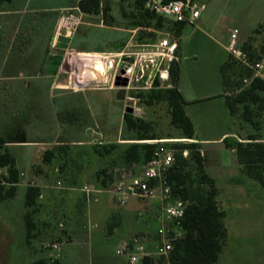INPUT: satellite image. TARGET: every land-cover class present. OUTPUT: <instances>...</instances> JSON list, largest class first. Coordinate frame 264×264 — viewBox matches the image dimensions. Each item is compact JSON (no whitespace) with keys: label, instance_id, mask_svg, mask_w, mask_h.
<instances>
[{"label":"rangeland","instance_id":"obj_1","mask_svg":"<svg viewBox=\"0 0 264 264\" xmlns=\"http://www.w3.org/2000/svg\"><path fill=\"white\" fill-rule=\"evenodd\" d=\"M60 1L33 0L28 6L40 9L21 14L13 50L0 48V134L28 141L14 148L23 150L17 155L21 165L29 168L21 175L23 184L16 196L0 203V264L50 260L49 246L57 241L62 243L60 264H124L126 257L117 254L120 243L154 232L162 202L132 198L121 205L109 189L111 184L103 188L97 183L124 166L119 158L126 145L147 141L138 140L137 131L126 127L124 103L116 97L118 89L97 88L101 69L75 53L118 50L134 30L136 36L139 28L132 29L122 15V7L131 10L133 0H102L111 6L114 21L108 23L102 13L86 14L78 7L43 8ZM197 1L205 5V22L185 27L178 85L197 136L208 139L228 129L231 120L218 101L206 98L222 86L220 68L229 55V29H241V46L259 47L264 40V0ZM1 43L9 44L4 39ZM144 109L142 118L151 122L150 133L159 139L184 138L171 123L167 102L144 105ZM242 111L237 112L239 118ZM69 114L76 120L67 119ZM256 118L264 136V109ZM97 140L105 144L95 143ZM60 141L68 144L66 152L46 162L44 152ZM111 142L119 146L113 149ZM0 175H7V168H0ZM238 177L241 180L236 183L219 180L228 211V238L217 264H264V186L243 174ZM33 178L45 198L39 197L35 207H27L26 189ZM85 184L101 191L91 195L84 210L77 204L83 197L89 199ZM94 206L101 208L96 219L91 211ZM27 211L37 223L29 243L24 220ZM112 224L118 228L110 232Z\"/></svg>","mask_w":264,"mask_h":264},{"label":"trees","instance_id":"obj_2","mask_svg":"<svg viewBox=\"0 0 264 264\" xmlns=\"http://www.w3.org/2000/svg\"><path fill=\"white\" fill-rule=\"evenodd\" d=\"M5 1L11 0H0V2ZM149 1L133 0L131 10L125 6L122 7V15L128 19V25L132 29L139 28L136 39L142 42L151 41L157 37L156 30L162 29L180 38L188 23L174 21L159 14L148 5ZM162 1L168 2L170 0ZM76 7L86 14L102 13L106 23L110 20L114 21L110 13L111 6L107 1L103 3L102 0H79ZM125 43H122L121 47ZM241 48L247 52L251 62L264 57V40L259 47L244 45ZM60 60L56 63L57 67L60 65ZM220 70L224 96L229 110L232 114H236L240 108H243V120L251 123L256 130L255 133L249 134L246 141L236 140L231 144L225 138V143L228 147L236 149L239 162L243 165V173L264 186V137L260 132L262 129L260 120L256 118L264 109V79L252 78L253 70L240 60L235 59L231 54L221 65ZM171 74L175 87L141 91L138 96L144 105L167 102L172 125L180 130L182 137L194 139L195 126L186 112V101L178 85L180 74L178 61L172 64ZM246 77H251V81L244 85L243 80ZM69 115L67 119L76 120L73 114ZM123 119L128 129L137 131L138 140L159 139L154 133H150L152 130L150 121L128 112L123 113ZM4 143L3 138H0V168H7V175L4 176L6 183L0 184V203L16 196L21 178L17 160L9 149L4 148ZM67 145L60 141L52 148L47 149L44 152V160L50 162L58 155H62L66 152ZM174 145L178 148L188 147L191 149L188 158L183 157L182 154L177 155L178 166L170 176L173 197L187 199L190 203L183 220L187 234L183 239L174 242L170 252V263L217 264L228 238L225 222L226 212L220 208L217 200L218 187L215 179L206 170L204 156L197 142L175 143ZM118 146L114 142L110 144L113 149ZM155 147L156 144L148 142H134L123 148L119 159L124 166L145 163L152 157ZM58 173L60 174L61 170ZM112 182L113 174L102 178V180L97 179V183L103 188H107ZM40 194V187L28 186L25 194L26 206L35 207ZM24 220L26 241L29 243L35 235L37 223L31 211L25 213ZM115 226L117 224H112L109 231L112 232ZM31 264H60V262L58 258L55 260L41 258Z\"/></svg>","mask_w":264,"mask_h":264},{"label":"built area","instance_id":"obj_3","mask_svg":"<svg viewBox=\"0 0 264 264\" xmlns=\"http://www.w3.org/2000/svg\"><path fill=\"white\" fill-rule=\"evenodd\" d=\"M159 14L174 21L196 24L201 17L205 5L197 0H150L148 3ZM136 31L118 50L98 52H76L94 63H100L101 71L96 77L97 88L125 89L124 109L133 107V114L143 117L146 114L144 104L138 93L157 88H173L171 68L178 61L180 38L170 32L157 36L151 41L142 42L136 39ZM239 29L231 30L228 45L229 54L240 60L253 70V77L264 79V57L251 62L246 51L239 43ZM118 76L128 80L127 85L117 86ZM251 77H246L243 84L247 85ZM148 143L156 144L152 157L145 163L133 164L116 168L113 172V182L109 189L117 196L121 205L127 204L132 198L160 199L162 207L157 216L158 228L148 237L136 236L132 241L124 240L118 247L117 254L126 257L127 264H171L170 252L174 242L183 239L187 234L184 216L190 203L183 198H174L170 176L178 166V154L188 158L191 149L178 148L175 143L195 142L189 138L150 139ZM104 145V140H97ZM22 175H25L24 173ZM6 183L0 175V184ZM29 186L40 185L33 178ZM89 200L91 195L101 190L88 184L83 186ZM42 197V194H40ZM97 200V198H94ZM60 225H63L60 223ZM148 234V233H147ZM62 243L53 242L49 247L47 257L50 260L59 258Z\"/></svg>","mask_w":264,"mask_h":264},{"label":"crops","instance_id":"obj_4","mask_svg":"<svg viewBox=\"0 0 264 264\" xmlns=\"http://www.w3.org/2000/svg\"><path fill=\"white\" fill-rule=\"evenodd\" d=\"M32 1L33 0H11V1L0 2V48L1 49L6 48L7 46L8 50H13L14 41L17 38V31H18L17 25H19L20 23V20H21L20 16L24 12V10L34 11V10L40 9V8L33 7V6L29 7L28 5H30ZM78 1L79 0H62L60 1L59 4L50 5V7H46V5H44L43 8L44 9L50 8V9L59 11V10L67 9V8L76 7V4ZM204 22L205 21L202 18V14H201V17L198 20L197 26H199L200 24H203ZM234 28H238V27L230 28L229 29L230 35H231V30ZM238 29H239V39H240L241 29L240 28ZM2 38L5 41L7 40L9 44L5 45L4 43L3 45V43H1L3 40ZM181 41H182V36L180 37V48L178 50V57L180 56L179 52L182 48ZM98 67L99 69H102L103 66H98ZM206 98H210L212 99V101H218V105L223 107V109H225L226 112L228 111L227 114L231 117L230 125L228 129L223 130L217 137L207 139V138H200L197 136L195 122L193 120V117L189 115L195 126V137L193 140L200 145V150L204 156L206 170L215 179L216 185L219 190L217 200H218L219 205L226 212V217H225L226 219L228 217V211L224 207V198L221 197L222 189L220 187L219 180L222 178H226L227 180H230L231 182L236 183V182H240L241 180V178L238 177L240 174H243L245 177H248L249 179L251 177L243 173L242 171L243 165L239 162L236 149L228 147L225 143V138L228 139L231 144L234 143L236 140L246 141L247 140L246 138L249 136V134L255 133V131L253 130V127L251 126V124L246 123V121H244L243 118H239L238 113L232 114L231 111L229 110L226 104L225 96H224L223 83H222L220 90L217 91V93H214L213 95H210ZM198 100H201V99H198ZM187 104L188 103L186 101L185 108ZM236 122H238V129L235 127V125H237ZM14 137H10V136L7 137V136L0 134V138H3V140L5 141L4 148L9 149L10 152L14 155V157L17 160V166L20 169L21 175H22L23 173H25V171H28L27 169L29 168L23 167L19 161L17 154H19L23 150L20 148L15 149L14 146L19 145V144H25L28 141H20L19 139H16ZM209 167L211 168L209 169ZM22 184L23 182H20L18 186ZM41 194H42V197H40V199L45 198V193L43 191L41 192ZM79 201L80 202L77 204L78 207H82V209L85 210L86 209L85 206H87V204L89 203V199H87L86 201V199L83 197V199H80ZM99 209L101 208H98V207L92 208L91 211L93 212V215H92L93 218L95 219L97 218ZM81 217H83V215ZM66 227L69 230V232L74 234L75 231L73 229L68 228L69 226L67 225ZM117 228L118 226H115L113 230H116ZM124 264H127V262L125 261Z\"/></svg>","mask_w":264,"mask_h":264},{"label":"water","instance_id":"obj_5","mask_svg":"<svg viewBox=\"0 0 264 264\" xmlns=\"http://www.w3.org/2000/svg\"><path fill=\"white\" fill-rule=\"evenodd\" d=\"M127 82H128V80L126 78H122L121 76H118L116 81H115V84L117 86H125V85H127ZM116 97L118 100L123 101L125 98V89L124 88H118ZM125 112L133 113V107L127 106L125 108Z\"/></svg>","mask_w":264,"mask_h":264},{"label":"bare ground","instance_id":"obj_6","mask_svg":"<svg viewBox=\"0 0 264 264\" xmlns=\"http://www.w3.org/2000/svg\"><path fill=\"white\" fill-rule=\"evenodd\" d=\"M94 64H95V63H94ZM97 65H98V66H100L101 64H100V63H97V64H96V66H95V68H97V67H98ZM95 68H94V69H95Z\"/></svg>","mask_w":264,"mask_h":264}]
</instances>
